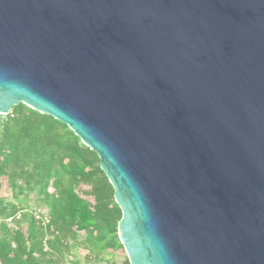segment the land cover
Instances as JSON below:
<instances>
[{"label": "water", "instance_id": "water-1", "mask_svg": "<svg viewBox=\"0 0 264 264\" xmlns=\"http://www.w3.org/2000/svg\"><path fill=\"white\" fill-rule=\"evenodd\" d=\"M93 151L128 264H264V0H0V116Z\"/></svg>", "mask_w": 264, "mask_h": 264}, {"label": "trees", "instance_id": "trees-1", "mask_svg": "<svg viewBox=\"0 0 264 264\" xmlns=\"http://www.w3.org/2000/svg\"><path fill=\"white\" fill-rule=\"evenodd\" d=\"M1 118L0 264H128L112 259L121 211L97 155L22 104Z\"/></svg>", "mask_w": 264, "mask_h": 264}, {"label": "rangeland", "instance_id": "rangeland-1", "mask_svg": "<svg viewBox=\"0 0 264 264\" xmlns=\"http://www.w3.org/2000/svg\"><path fill=\"white\" fill-rule=\"evenodd\" d=\"M0 119L2 120L3 118H1V116H0ZM42 212H44V211H42ZM42 212L40 211V213H42ZM85 254H86L85 251H79L78 257H79V259H81V261L83 260V257ZM125 257H126L125 254L122 252V250H120L117 252V254L112 259L115 260L116 262H121V261H123V259ZM81 264H85V263L82 262ZM100 264H106V263L104 262V263H100Z\"/></svg>", "mask_w": 264, "mask_h": 264}, {"label": "built area", "instance_id": "built-area-1", "mask_svg": "<svg viewBox=\"0 0 264 264\" xmlns=\"http://www.w3.org/2000/svg\"><path fill=\"white\" fill-rule=\"evenodd\" d=\"M41 212H42V211H41ZM42 213H43V212H42ZM42 213H41V214H42Z\"/></svg>", "mask_w": 264, "mask_h": 264}]
</instances>
